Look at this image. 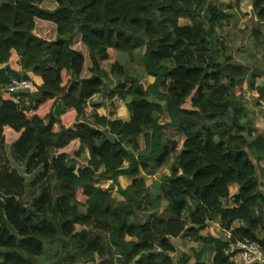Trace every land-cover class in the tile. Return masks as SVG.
I'll list each match as a JSON object with an SVG mask.
<instances>
[{
  "label": "trees",
  "instance_id": "trees-1",
  "mask_svg": "<svg viewBox=\"0 0 264 264\" xmlns=\"http://www.w3.org/2000/svg\"><path fill=\"white\" fill-rule=\"evenodd\" d=\"M251 1L264 22V0ZM208 3L0 5V264H133L141 253L135 264H176L174 238L202 244L193 264H236L228 248L237 241L264 250V200L256 199L264 133L252 126L255 111L244 95L261 73L235 61L219 37L224 13ZM202 12L206 27L197 22ZM181 17L192 24L180 26ZM252 35L264 49V31L256 27ZM118 53L132 61L138 56L154 82L127 73L115 83L113 74L124 71ZM12 78H26L31 87L10 92ZM98 93L109 116L90 105ZM253 97L264 104V83ZM120 101L131 107L127 121L110 117ZM168 129L180 138L166 135ZM9 131L19 134L11 157L31 178L12 165ZM83 145L90 157L78 168ZM122 175L131 180L125 188ZM107 180L110 189L103 188ZM232 184L238 185L233 195ZM116 185L122 199L110 191ZM217 221L229 238L211 234L208 225ZM190 256L183 254L181 264Z\"/></svg>",
  "mask_w": 264,
  "mask_h": 264
},
{
  "label": "rangeland",
  "instance_id": "rangeland-1",
  "mask_svg": "<svg viewBox=\"0 0 264 264\" xmlns=\"http://www.w3.org/2000/svg\"><path fill=\"white\" fill-rule=\"evenodd\" d=\"M208 5L215 6L220 9V12L224 13V17L221 20V29L219 30V37L225 41V43L232 47L231 52L235 61L241 64H245L248 66L249 71L259 72L261 73V77L257 78L256 81L251 82V87L244 88V95L247 97L248 105L254 109V113L251 118L253 119L252 126L258 129L259 133H264V104L259 103V98L253 97V92L256 86L264 83V49H257L254 45L253 40V29L258 27L264 31V22H259L255 13V7L251 0H209ZM198 23H202L205 27L207 26V22L204 19V12L198 14ZM117 60L122 63L124 66V71L122 73L116 72L113 74L114 82H120L126 78V74H130L133 76H137L142 82L145 84H150L154 82V78L150 76L144 69L140 58L136 56L135 60H130L128 56L117 54ZM104 103V104H103ZM97 104H101L103 107L100 109V112L109 116L111 109L108 108L107 103L103 99L101 94H95L90 99V105L94 108H97ZM128 105L124 101H120V107L116 110L115 115L118 117L119 114L122 117H126V111L128 109ZM119 113V114H118ZM90 115V114H89ZM111 119L114 117L110 116ZM112 120H121L125 121L122 118H113ZM146 129V128H145ZM147 130V129H146ZM145 131V130H144ZM148 132V131H147ZM175 130L171 132L169 135H174ZM7 136V151L10 155V159L12 160V165L15 166L23 175H26L27 178H31L32 176L27 173L26 165H19L15 163L11 157V145L16 141L19 137L17 132L9 131L6 134ZM180 137H178L179 139ZM121 140L126 141L128 138L120 137ZM142 145H144L143 139H141ZM83 152L82 156L78 162L77 167H84L87 165L90 157V149L87 145L82 146ZM127 166V164H125ZM177 166L176 163L173 164L172 169ZM171 169V170H172ZM169 168L166 169L167 171ZM170 170V172H171ZM164 171H161L160 174L155 176L154 178H149L150 184L153 185L155 181L162 178ZM168 174V173H167ZM97 175V174H96ZM97 177V176H96ZM119 180V178H118ZM262 180V185L260 190L256 195L257 201L264 200V178ZM111 181L107 180L103 183L104 189H110ZM120 183V182H119ZM128 184H131V180L128 178L126 182H123L121 186L123 188L127 187ZM117 186V185H116ZM114 187L110 191L119 199H122L123 196L118 192L117 187ZM233 204V200L230 198L227 202V206L230 207ZM194 209L193 205H188L183 212V219L189 220L190 213ZM82 211H85V207L81 208ZM218 223V221L216 222ZM213 222L209 223L210 232L214 233L216 236L227 239L229 237L225 234H221L219 229L216 226L212 225ZM220 224V223H218ZM235 222V226H236ZM84 229V227L77 226V230L80 231ZM188 240V241H187ZM189 239L177 238L175 245L177 247V253L175 257L176 264H181V259L183 254H190L191 261L189 264H193L195 260V254L198 253V250L201 249L202 244L200 242H190L192 245H189ZM194 242V243H193ZM181 244L184 245L186 251L181 249ZM57 247H54L52 251H56Z\"/></svg>",
  "mask_w": 264,
  "mask_h": 264
},
{
  "label": "built area",
  "instance_id": "built-area-1",
  "mask_svg": "<svg viewBox=\"0 0 264 264\" xmlns=\"http://www.w3.org/2000/svg\"><path fill=\"white\" fill-rule=\"evenodd\" d=\"M31 87L30 80L26 78H12L7 90L19 92ZM230 260L236 264H264V250L256 242L248 240L231 243L228 248Z\"/></svg>",
  "mask_w": 264,
  "mask_h": 264
},
{
  "label": "crops",
  "instance_id": "crops-1",
  "mask_svg": "<svg viewBox=\"0 0 264 264\" xmlns=\"http://www.w3.org/2000/svg\"><path fill=\"white\" fill-rule=\"evenodd\" d=\"M4 3V0H0V5L1 4H3ZM178 24L180 25V26H183V25H190V24H192V21L189 19V18H185V17H181V18H179L178 19ZM7 66V65H6ZM5 66V67H6ZM126 104H129L128 102H125ZM103 106L100 104H97V108H94L100 115H105V114H103V113H101L100 112V109L102 108ZM55 112H56V114H60V113H62L63 112V107L61 106V105H58L57 107H56V109H55ZM119 114V113H118ZM117 115V114H116ZM116 115H114V117L113 118H122L123 120H125V121H127V120H129L130 119V117H131V115H132V110H131V107H130V105H128V109H127V111H126V117H122V115L121 114H119L118 115V117L116 116ZM106 116V115H105ZM112 118V119H113ZM175 130V134L174 135H169V136H171V137H174V138H176V139H178V137H180V133H179V131L177 130V129H168V130H166V135L167 134H171V132L172 131H174ZM145 132L147 133V130H145L144 131V134H145ZM126 138H128V137H126ZM101 170H104V168H102ZM168 173V172H167ZM126 180H128V177L127 176H124V175H122V176H120L119 177V182H120V185L122 184L123 185V182H126ZM109 181H111L112 182V180H109ZM111 184V183H110ZM128 185H130V184H128ZM127 185V186H128ZM117 187V186H116ZM237 188H238V185L237 184H232L231 185V187H230V189H231V194L233 195V194H235L236 192H237ZM236 226H239L240 225V222L239 221H236ZM213 226H216V228L217 229H219V232L221 233V234H225L226 236H228V233L230 234L229 235V237L231 236V233H230V231H223L222 230V228H221V225L220 224H218V223H216V222H213V224H212ZM211 234H213V235H215L214 233H211ZM260 235L261 236H263L264 235V233L263 232H260ZM216 236V235H215ZM217 236H219V235H217ZM228 237V238H229ZM176 240H177V238H174V239H172V241H173V243L175 244V242H176ZM188 241V240H187ZM190 242H192V241H189V243ZM194 243V242H193ZM189 245H192L191 243L189 244ZM181 249L183 250V251H186V248L184 247V245L183 244H181Z\"/></svg>",
  "mask_w": 264,
  "mask_h": 264
},
{
  "label": "water",
  "instance_id": "water-1",
  "mask_svg": "<svg viewBox=\"0 0 264 264\" xmlns=\"http://www.w3.org/2000/svg\"><path fill=\"white\" fill-rule=\"evenodd\" d=\"M33 68H34V67H33ZM33 68L28 69V72H31V71L33 70ZM167 172H168V174H170V170H168ZM142 255H143V253H141L140 255H138V256L136 257V259H135V261H134L133 264H135V263H136V262L142 257Z\"/></svg>",
  "mask_w": 264,
  "mask_h": 264
}]
</instances>
